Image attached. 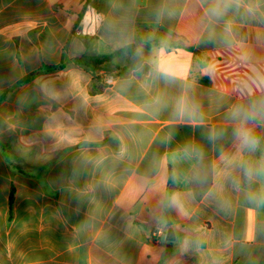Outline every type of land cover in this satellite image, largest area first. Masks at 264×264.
<instances>
[{
    "label": "crops",
    "instance_id": "crops-1",
    "mask_svg": "<svg viewBox=\"0 0 264 264\" xmlns=\"http://www.w3.org/2000/svg\"><path fill=\"white\" fill-rule=\"evenodd\" d=\"M0 264H264V0H0Z\"/></svg>",
    "mask_w": 264,
    "mask_h": 264
},
{
    "label": "trees",
    "instance_id": "trees-1",
    "mask_svg": "<svg viewBox=\"0 0 264 264\" xmlns=\"http://www.w3.org/2000/svg\"><path fill=\"white\" fill-rule=\"evenodd\" d=\"M189 12H185L180 24L178 25L177 30L173 35V41L181 42L189 51H194L195 43L198 35L200 34V30H195V26L191 24L189 21ZM125 54H129L133 57V63L127 67L119 68V75L126 76L130 72L131 69H136L142 64V58L137 54L135 46L130 45L124 47L123 49L114 52L113 54L106 56L102 59H92L89 57L76 59V63L82 66L91 67V66H104L106 63L112 62L114 59L119 58ZM64 67V63L58 67V69H62ZM31 77H26L24 80L20 82V84L27 83ZM11 204L13 202V193L11 195Z\"/></svg>",
    "mask_w": 264,
    "mask_h": 264
},
{
    "label": "clouds",
    "instance_id": "clouds-1",
    "mask_svg": "<svg viewBox=\"0 0 264 264\" xmlns=\"http://www.w3.org/2000/svg\"><path fill=\"white\" fill-rule=\"evenodd\" d=\"M239 111V110H238ZM257 113L255 111L251 113H247L245 115V119H254L256 117ZM238 137L241 139L242 143L249 147L250 149H254L255 146L258 143V140L255 138V136L252 134V131L250 129H241L237 132ZM214 139L215 137H210Z\"/></svg>",
    "mask_w": 264,
    "mask_h": 264
},
{
    "label": "built area",
    "instance_id": "built-area-1",
    "mask_svg": "<svg viewBox=\"0 0 264 264\" xmlns=\"http://www.w3.org/2000/svg\"><path fill=\"white\" fill-rule=\"evenodd\" d=\"M101 75L103 77L102 79H104L105 82H111L114 79V74L108 73L107 70H103ZM153 236H155L157 241H159L158 237L160 236V230L155 231L153 233Z\"/></svg>",
    "mask_w": 264,
    "mask_h": 264
},
{
    "label": "water",
    "instance_id": "water-1",
    "mask_svg": "<svg viewBox=\"0 0 264 264\" xmlns=\"http://www.w3.org/2000/svg\"><path fill=\"white\" fill-rule=\"evenodd\" d=\"M166 239L167 241H173L175 239L174 231L172 230V228L168 229Z\"/></svg>",
    "mask_w": 264,
    "mask_h": 264
}]
</instances>
